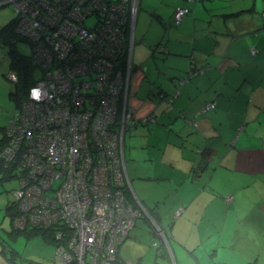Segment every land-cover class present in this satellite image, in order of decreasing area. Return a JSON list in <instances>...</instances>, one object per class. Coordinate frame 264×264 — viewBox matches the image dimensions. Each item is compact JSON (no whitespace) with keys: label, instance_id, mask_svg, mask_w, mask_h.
<instances>
[{"label":"crops","instance_id":"crops-1","mask_svg":"<svg viewBox=\"0 0 264 264\" xmlns=\"http://www.w3.org/2000/svg\"><path fill=\"white\" fill-rule=\"evenodd\" d=\"M178 5L190 12L173 24ZM263 12L264 0H138L128 102L153 119L126 131L124 157L134 198L170 223L164 264H264ZM139 227L120 257L147 241Z\"/></svg>","mask_w":264,"mask_h":264},{"label":"built area","instance_id":"built-area-1","mask_svg":"<svg viewBox=\"0 0 264 264\" xmlns=\"http://www.w3.org/2000/svg\"><path fill=\"white\" fill-rule=\"evenodd\" d=\"M8 3L41 69L9 119L1 151L5 164L15 159L20 168L12 223L66 226L55 234L58 264H120L119 246L141 213L163 234L127 197L125 134L153 119H137L128 102L138 0H0ZM188 11L176 6L174 22Z\"/></svg>","mask_w":264,"mask_h":264},{"label":"rangeland","instance_id":"rangeland-1","mask_svg":"<svg viewBox=\"0 0 264 264\" xmlns=\"http://www.w3.org/2000/svg\"><path fill=\"white\" fill-rule=\"evenodd\" d=\"M162 8L166 12V9L169 7L163 2ZM14 17L15 12L11 4L0 5V28L9 23ZM16 47L25 54H31L33 50L30 43L24 39L17 40ZM10 71H13V69L11 67L8 44L0 39V138L3 137L4 127L17 108L16 101L10 95L15 90V82L8 78ZM39 73L41 71L38 69L35 74L38 75ZM12 171L14 175L11 178H1L2 174H0V239L4 243L5 251L12 254L19 263L58 264L54 245L48 242L41 233L27 235L22 231H10L12 228L10 222L11 209H7L6 204L14 200L12 191L18 184V178L15 176L18 174V168H13ZM226 201L229 202V200ZM145 228H147V225H145ZM161 228L163 234L158 235L169 252L168 238L164 233L166 229ZM146 240V242H139L138 240L128 239L125 243L128 249L124 252L127 257L126 259H135L141 254L144 264H164L161 261V257L157 258V262H154L155 247L150 245L152 243V237L149 233ZM212 264H222V262L215 261Z\"/></svg>","mask_w":264,"mask_h":264},{"label":"trees","instance_id":"trees-1","mask_svg":"<svg viewBox=\"0 0 264 264\" xmlns=\"http://www.w3.org/2000/svg\"><path fill=\"white\" fill-rule=\"evenodd\" d=\"M0 5H3V4H0ZM178 6H180V5H178ZM182 6H184V5H182ZM186 7H188V6H186ZM188 9H189L188 12H190L189 7H188ZM172 21H173V24H178L181 20L178 23H175L174 22V16H172ZM15 24H16V17L12 18L9 23H7L2 28H0V39L3 42H5L6 44H8V50H9L10 59H11V67L13 69V71L9 72L8 78H10L9 75L12 73H15V75H16V78H14V79L10 78L11 80H13L15 82V90L12 91L10 93V95H11V98H13L16 101L17 107H19L20 103L22 102V99H24V97L26 96L27 88L31 84H33L35 81H37V79L41 75V73L36 75L35 74L36 71L38 69L41 71V69L38 66V64L34 58L33 50L31 52V54H25V53H23L17 49V47H16L17 40L24 39L27 41V39L17 31ZM29 43L33 49V45L31 44V42H29ZM157 47L159 48V50L156 49L157 51H161V52L163 51L162 46L157 45ZM125 51H126V49H125ZM122 55H123V57H122V61H121L122 62L121 68H123L125 62L127 61L126 55H124V54H122ZM131 67L133 68V66H131ZM131 72H132V69H131ZM8 122H9V120H8ZM8 122H7V124H8ZM7 124L4 127L3 137L0 138V174H2L1 178H6V179L11 178L14 175V172L12 171V169L18 168V174L15 175L18 178V184H17V186H15V188H13V191H12L13 196H14V200H11L9 203L6 204V208L11 209L10 222H11L12 228L10 231H14V232L22 231L23 233H25L27 235L32 234V233H41L45 237V239L48 242L52 243L54 245V247L56 248V246L59 243V239H57V237L55 236L56 231L62 230V231L67 233L68 228L66 226L52 225L50 227H40V226L26 224L24 227L19 228V227H15L12 223V219H13L14 215L17 214V212H18L17 201L15 198L14 191L19 186L20 168L18 166V162L15 159L12 160L11 162H8L7 164H5V162H4L5 158L1 154L3 147L8 142V136L6 134L7 133L6 132ZM127 197H128V199L133 201L134 204H137V202H136L137 200L134 198V196L132 195V193L130 191H127ZM232 199H233V197L231 196V199L229 201H232ZM181 207H182V211H183L184 210L183 206H181ZM182 211L178 214V216L180 214H182ZM148 213L159 224V226L161 225V227L166 229V232H164V233H165V235L169 241L170 223H167L166 226H163L162 224H160L158 222L153 211H150ZM172 216H173V218H175L174 217V210L172 211ZM136 223L140 226L139 227L140 231L148 232L152 237V243L150 245L155 247V261L154 262H157V258H159V257H163L165 255L167 256L168 255L167 247L164 244V242L162 241V239L160 238V236L156 233V228H155L153 222L151 221V219L148 217V215L144 212L141 213L140 216H138L137 219L135 220V224ZM145 225H147V228H145ZM0 243L2 245H4L2 239H0ZM7 254L9 255L8 260H10L13 264H24V263H19L15 259V257L12 256V254H9V253H7ZM120 259L121 260L118 261L120 264H144L142 255H139L137 257L136 261L127 260L126 258H122V257ZM196 262H197V264H200L199 261L196 260ZM249 264H252V263H249Z\"/></svg>","mask_w":264,"mask_h":264},{"label":"clouds","instance_id":"clouds-1","mask_svg":"<svg viewBox=\"0 0 264 264\" xmlns=\"http://www.w3.org/2000/svg\"><path fill=\"white\" fill-rule=\"evenodd\" d=\"M33 91H34L33 98H34V99H38V96L35 95V90H33Z\"/></svg>","mask_w":264,"mask_h":264},{"label":"water","instance_id":"water-1","mask_svg":"<svg viewBox=\"0 0 264 264\" xmlns=\"http://www.w3.org/2000/svg\"><path fill=\"white\" fill-rule=\"evenodd\" d=\"M148 211V210H147Z\"/></svg>","mask_w":264,"mask_h":264}]
</instances>
